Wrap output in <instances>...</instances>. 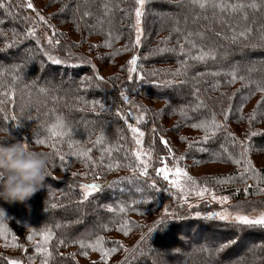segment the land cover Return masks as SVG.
Wrapping results in <instances>:
<instances>
[{
    "label": "trees",
    "instance_id": "16d2710c",
    "mask_svg": "<svg viewBox=\"0 0 264 264\" xmlns=\"http://www.w3.org/2000/svg\"><path fill=\"white\" fill-rule=\"evenodd\" d=\"M60 1L64 3L63 1L65 0ZM118 1L71 0L68 3L70 16H73L76 22L78 20L84 23L83 18H85L88 23L84 24L90 26V31L93 34L103 37L105 46L106 42L111 43V47L106 46V49L110 50L113 58L120 60L125 58L126 61H129L136 50H138V46L133 47L136 37L134 27L136 22L135 9L138 5L136 0H125L126 4L124 5L119 4ZM3 2L7 4L6 6H10L9 2V4L5 0ZM227 2H241L246 7L236 13H220L218 9L211 7L201 9L197 5L192 4L191 0H148L149 4L143 11L141 19L144 33L138 52L145 55L146 59L145 61L142 58L138 59L137 62L140 69L139 73L135 72L134 76L139 81H150L153 79L155 82L149 86L150 93H153L156 99L168 96L165 99L166 102H168V99L170 102L167 107L168 110L174 112L183 123L210 121L213 113H215L216 119L221 121L220 111L222 112V109L227 108L229 104L232 105V112H234L240 105L242 97L247 96L249 92H253L254 95L244 105L250 102L257 94L262 93L264 95V92L256 91L257 85L264 87V62H247L245 64L238 62V58L245 61L248 55L257 56L264 54V46L252 47V45H264V41L261 40V36L264 35V0H227ZM252 3L257 4L258 8L247 7V5ZM65 5L68 4L66 3ZM159 5H163L164 9H178L180 14L175 16L170 14L162 15L160 16L161 18L157 17L156 19L153 12L157 11ZM181 6H184V11ZM13 7L0 8V12L7 17L6 22H3V18L0 17V21H2L0 29L3 26V28H9L8 33L2 31L3 34H0V57L4 56L6 58L8 56L7 58H11L14 56L12 58H15V56L21 55L22 48L27 47L20 59H26L27 56L32 55L33 59L46 65L43 68L46 72L52 75L61 72L64 76H69L74 81L72 84L65 81L60 82L58 85L54 84V82L44 86L45 84L42 83L40 76H38V73L36 74L37 66H32L31 70L29 66L27 68L21 64L2 63L5 65L0 70V100H3L4 103L3 106L0 105V109H2L0 110V125L8 126L14 136L23 140L24 138H22L19 129H26L27 119H29L30 123L32 122V115L26 116L28 111H32L35 116L34 119L36 118V121H41L42 123L40 126L38 123L34 124L35 128L31 131L34 140L47 139L49 135L48 127L56 122L57 117H60L66 127L72 129L71 139L83 142L77 147L91 148L90 155L97 163L94 167H87V171H76L73 167H70L66 175L69 180L58 183L60 190L57 187L48 190L44 186L29 198L28 202L17 201L9 203L0 200V210L4 212L6 217L3 223L8 229L9 239L15 235L17 237L16 243L26 244V242L28 243L27 237L31 235L33 239L30 242L36 246L37 243L43 241L41 232L49 229L54 235L47 245L52 252L51 257L45 256L48 264H70L72 259L63 252L69 247H80L78 243L73 241L79 239L92 241L99 235L105 237V247H113L114 244H112L113 241L109 238V235L119 231L118 226L123 220L131 222L129 223L130 229L136 228L138 224L136 217L141 216V213L149 212L152 208L165 204V198L156 184L155 187L151 186L152 182L148 177L136 175L133 171V168L137 166V160L130 151L132 142L127 134V126L123 124L121 115H117L118 109L121 107L118 100L112 98V93L107 90L105 84H102L103 82L99 83L101 81L97 80L99 81L97 82L93 77L86 86H81L80 82L85 78L81 76V73L86 68H89L87 64H82L80 61L72 62L68 59H66L67 63H64V65L53 64L49 61L43 55V51L37 43L31 40L30 37L25 36L28 30L26 19L23 13L18 12ZM25 13L27 12L25 11ZM85 13H89V15H85ZM213 13L216 14L215 17ZM243 13H247L246 20L243 18ZM205 17L208 18L205 19ZM232 28H235L237 33L248 28L251 29V32L248 33L247 39L239 38L236 42H233L231 40L233 35ZM85 30L81 34L88 36L90 33L88 29ZM109 33H111L110 36ZM189 33H192V35L188 39L195 42L197 45L196 49H193L191 44L184 39ZM198 33L202 35H198ZM169 37L170 39H167L166 43H161V41ZM12 42L13 44H11ZM16 42L21 44L14 45ZM6 44L14 45V50L9 51V47H5ZM180 44L184 45L185 52L192 51L193 54H196L200 47L205 50H213L215 59H207L205 62L189 60L186 55L180 54ZM125 46L128 47V51H123ZM4 47L5 49H1ZM157 49H165V51L160 52ZM168 49H174V51H168ZM28 53L30 54L27 55ZM65 54L70 57L67 50ZM183 60H187L188 66L183 69L182 74H174L176 70H172L171 63L179 61L177 66L181 68L180 62ZM232 71H235L238 77L243 76L244 80L237 79L234 84L229 85L227 81L230 77L227 74ZM215 72L220 73V75H211V73ZM138 75H143L144 79L141 80ZM14 76L18 77V79H14ZM176 79L187 82L180 84L177 83ZM166 81H171L172 83L163 84ZM39 83L43 84L42 87L39 86ZM217 84L219 85L218 87ZM245 84L248 86L245 87ZM131 86V84L126 85V87ZM97 88L104 92L103 95L107 96V101L104 100ZM234 88L235 91L232 90ZM41 89L45 91L42 92ZM174 89L179 90L181 96H173L171 95L172 92L169 93L170 90ZM209 91L215 93L212 92L214 95L212 99ZM57 92H60L61 95L58 99H55ZM225 93L228 95L236 93V96L230 101L228 95H224ZM139 94L141 96L140 92ZM134 95H138V92L136 91ZM218 95L222 99L221 103H216L219 102L217 99L216 102L214 101ZM171 97L174 100L172 99L171 101ZM93 101L97 102L95 110L92 108ZM178 101L181 102L177 103ZM200 101H203V104H200ZM100 104H103L104 107L101 108ZM214 106L220 110V116L217 115ZM80 109L83 110L81 111ZM97 109H104V111L98 113L100 111ZM261 109L264 110V108ZM182 112L184 113L183 115H181ZM22 134H28V131ZM101 135L104 137L102 143L95 144L94 142ZM66 141L67 138L65 143L61 145V150L64 153H69L70 150ZM257 143L259 147L263 146L264 137L261 140H257ZM202 145L205 151H208L207 154H204L209 156L208 158H211L214 163L233 165L236 169L243 168L228 158L229 154L238 158L240 148L238 145L232 146L230 144V139L227 138V132L224 130L216 132L207 143ZM39 148L41 147L39 146ZM108 148L112 149L110 154L104 151ZM50 153L52 155L51 168H55L61 161L57 156L55 158L53 150ZM102 154L104 160L103 163H100ZM66 156L72 157V160L76 161V163H78L77 161L80 163V160L85 162L83 157H76L70 154ZM106 160H111V162H106ZM76 163L69 164L76 167ZM110 163L114 165L118 163L119 168L114 167L109 170L107 165ZM91 165L93 166V164L88 163L87 166ZM128 171L130 174L128 173L127 175L119 173ZM236 172L238 171L236 170ZM96 175L102 181L100 190L96 193L95 199L92 198L91 202L83 200L79 187L82 182L80 178H88V176L95 178L97 177ZM73 177H76V179ZM240 193H242L241 190ZM133 201L137 203L133 205ZM120 205L127 207L128 211L119 213L118 207ZM130 205L131 207H129ZM109 206L116 208L117 211H109ZM65 212L70 213L71 216L65 217V215H62ZM82 212L86 215L94 212L99 213V216L102 217L100 224L93 228H85L84 233L75 231L74 226L71 225L74 221L79 220V215ZM182 219L179 224L180 229L185 233L184 235H191L194 241L200 245L197 247L199 250L197 252L193 250L189 257V259L193 256L194 260L195 258L200 261L203 260L199 264L211 263L209 260L216 262L217 259L221 260L223 257H229L230 255L235 256L237 255L235 247L242 250L247 241L252 243L256 241L257 246L264 243V230L261 229H237L222 221L206 218L182 216ZM104 225H107V228H104ZM233 233H237L233 237L237 243L216 255L214 250L224 242L222 239L225 236L232 237ZM164 236L165 234L161 237H156L152 241L151 250L146 255L159 257L156 252L158 248L161 247L162 249V245L165 244L162 241ZM0 239H5V236L0 235ZM60 240L65 241L64 245L58 243ZM179 240L181 242V239ZM206 241L210 244H205ZM201 242L203 243L201 244ZM181 243L185 245L184 243L187 242L183 241ZM242 243H244L243 246H241ZM32 249L35 251L34 248ZM205 249L208 250L206 251ZM257 249L258 252L256 253L251 251L243 256H238L231 264H237L241 258H244V264H264V250L259 251L261 250L259 247ZM28 251V254H30V249ZM84 251L91 252V249ZM140 256V254L132 256V260L127 263L135 264V260L138 261ZM38 258L41 259L43 256H38ZM35 260L37 259L35 258ZM0 264H8V261L0 257ZM142 264L149 263L144 262Z\"/></svg>",
    "mask_w": 264,
    "mask_h": 264
},
{
    "label": "rangeland",
    "instance_id": "374dc122",
    "mask_svg": "<svg viewBox=\"0 0 264 264\" xmlns=\"http://www.w3.org/2000/svg\"><path fill=\"white\" fill-rule=\"evenodd\" d=\"M16 1V3H14ZM69 1L71 0H65L64 3H61L60 0H31L33 3L36 11H38L41 15H43L47 20L48 24L54 26L55 35H52L53 30L48 28L47 25L43 24V22L38 23V19L35 15V12L30 11L31 9H27L24 7L26 5L27 0H5L6 3H8L11 7L14 5V9H16L18 12L23 13L24 18L28 17L26 19V27L27 29L30 27L35 26L37 28L36 37H30L31 40H33L36 43V39L39 38L40 45H42L43 50L48 51L52 56L61 59L62 61H66V59L71 60L72 62L80 61V63H85L89 66V68L85 69L81 76L83 77H93L95 81L97 79L95 78V71L98 70V73L100 76L104 77V80L99 82L102 84H105L107 87V90L111 92L112 98H115L118 100L121 107H119V113H121L122 116H127V123L133 124L135 127H139L141 131L144 132V136L142 138L143 140V151L146 153H150L151 159L149 160V168H148V175L145 176L148 177L151 182L155 181L156 186H158L161 190L162 196L165 198V204H162L156 208H152L149 210V212L143 213V215L136 217L137 225L136 228L130 229L128 235H124L121 231L113 232L111 235H109V238L112 239V241H120L123 243V245L129 249L128 252H125L123 248H118V251L115 253H112L110 257L106 261L101 260V253L98 251L91 252L88 251V255L85 256L82 254V251L80 247L78 248H71L69 247L66 249L63 253H65L70 259H72V262L70 264H93V262H96V264H128L127 262H130L132 258L137 255H141L139 260H135V264H142L144 262L149 264H186V263H192V264H199L202 263L203 260H197L194 257L191 256L189 259L191 252L198 251L200 246L198 243H196L191 235H184V231L180 229L179 222L182 219V216H189L193 218H204L205 215L209 212H216L221 211L222 209H229L230 211H242L245 214H249L251 216H258L261 212H264V192L257 191L256 188V182L248 179L245 177V179H241L239 177V172L243 171V168H234L233 165L229 164H223V163H214L211 161V158H208L209 156L205 155L208 151H205L203 147L202 138L204 136V132L202 129L199 128H193L191 127L194 123H183L177 115H175L174 112H170L171 110H168L169 106V99L168 102H166L165 99L168 98V96H162L164 98L162 99H156L154 97V94L150 93L149 86L154 83L155 81L153 79L145 80V81H139L137 79L134 73H129L128 68L130 65L127 66L128 61L123 59H116L111 56L110 50L106 49L105 46V40L102 36H97L96 34H93V32L90 31V26L84 23H88L85 18L84 23H81L80 21L71 17L70 15V8H69ZM119 4L124 5L126 4V1H118ZM14 5L12 6V4ZM68 4L65 8L64 5ZM176 4H179L178 2H175ZM148 0H145V5L143 8V11L145 10L146 6L148 5ZM7 9L10 6H6ZM64 9L61 11V9ZM161 8V9H160ZM182 10L184 11V6L182 7ZM25 11L27 13H25ZM155 15V18H159L162 15H179L180 12L178 9H164V6L159 5L157 7V11L153 12ZM158 13V14H157ZM0 17L3 18V22H6L7 17L4 13L0 12ZM77 14V13H75ZM71 17V18H70ZM88 17V16H86ZM37 20H35V19ZM161 18V17H160ZM79 19V18H78ZM86 20V21H85ZM136 21V19H135ZM136 23V22H135ZM85 25V26H84ZM4 27V26H3ZM1 28L0 30L8 33L9 28ZM140 28L142 29L141 33V42H142V35L144 33L143 29V23L141 19ZM88 29L89 35L83 36L81 33L85 32ZM93 31V30H92ZM136 34V29H135ZM46 36H52L53 41L59 40V44L53 43L52 45H49L46 40ZM83 37V38H82ZM22 42V41H21ZM26 43V42H25ZM13 44V42L11 43ZM21 44L20 42H16L14 45ZM9 47L10 50H14L13 46ZM38 45L41 49V46ZM3 47V46H2ZM138 50L134 53V55H137L140 58H142L145 61V55L140 54ZM1 49H5L1 48ZM27 49V47L21 49V55L24 53V51ZM62 49V50H61ZM66 50L69 52L70 57H67L68 54L66 53ZM63 51V52H61ZM6 54V53H5ZM28 53L27 55H29ZM77 54V55H76ZM20 56H15V58H6L4 56L0 57V70L3 67L2 63H9V64H21L24 66H29L32 70V66H37L36 68V74L38 73V76H40V79L42 80V83H44L46 86L47 84L54 83L59 84L60 82H67L69 84L73 83V79L69 76H64L61 72H57L56 75H52L48 72H46L43 68H45L46 65L43 63H39L32 55L27 56L26 59H20ZM78 56V59H77ZM130 56V55H129ZM246 60H242L241 58H238V62L240 64H245L247 62H255V63H261L264 62V54L253 56L248 55L246 56ZM23 60V61H22ZM36 61V62H35ZM91 62L90 64L88 62ZM237 61V60H236ZM179 61H175L171 63L172 70L180 69L179 66H177ZM144 63V62H143ZM43 64V65H42ZM145 64V63H144ZM64 65V64H61ZM95 66V69H93L92 66ZM146 65V64H145ZM28 68V67H27ZM140 66H138L137 62V73H139ZM129 75L132 76V79L129 80ZM140 78V75H138ZM142 80V79H141ZM177 80V83L185 84L187 81H181ZM42 83H39V86L42 87ZM132 85L131 87H126V85ZM166 84V83H163ZM103 87V86H102ZM99 93L104 98L105 101H107V96H104L101 92L100 88ZM235 91V88L232 89ZM138 92V95H134L135 92ZM121 92H123L128 98V101H125L124 98L121 96ZM141 93V96L139 94ZM171 95L181 96V92L177 89L170 90L169 93ZM213 91H209V94L212 97L214 95L212 94ZM214 93V92H213ZM215 94V93H214ZM61 93L57 92L55 94V99H58L60 97ZM164 95V94H163ZM264 96L262 93L257 94L252 98L250 102L245 104L243 106V113L246 117L248 114H250L254 109L257 108V102L260 101L261 97ZM174 98L171 97V101ZM216 99L219 100V102H216ZM221 97L218 95L215 97L214 101L216 103H221ZM181 101H178L177 103H180ZM176 103V104H177ZM180 105V104H179ZM3 106V104H2ZM166 106V108H164ZM101 113L104 111V109H97ZM214 110L217 112V115H219V109L214 106ZM261 112H264L263 109H259L257 111V118L253 123L250 125L247 121V119H243L240 117L239 112L237 111V108L234 112H231L228 120L226 122L227 130L231 133H233L239 140H244L246 133L251 128L252 130H256L260 133H264V115H261ZM14 113V112H13ZM18 113V112H16ZM221 114V122H223V115ZM15 115V113H14ZM32 115L31 117V123L29 122V119H27L26 123V129H22L19 126H17L19 131L21 132L23 140L28 143V145L33 149H41L46 150L50 152L51 149L47 145H41L35 143L36 140H34V136L32 135L31 131L35 128L34 124H42L41 121H36V118L34 119V115L32 111H28L27 115ZM139 119V122H137V118ZM36 122V123H34ZM127 123L125 122V119H123V124L127 126ZM28 131V134H22ZM127 134L130 136L131 144H130V151L132 155L134 156V152L137 150L138 146L136 145L131 130L127 127ZM161 137L166 139L168 141V146L172 149L173 153L175 154V157L177 159H174L172 155L169 154L168 148L164 146V144L161 141ZM182 137H186L187 139H182ZM264 136L258 135L256 137L252 138V143L254 145L253 150L250 153V158L255 165V167L264 174V145L259 147L257 140L263 139ZM20 138V137H19ZM230 144L233 146V143ZM256 141V142H255ZM192 144L191 147H189V144ZM39 146L41 148H39ZM203 149V150H202ZM52 153V152H51ZM54 153V152H53ZM205 153V154H204ZM183 156L184 159L180 160L179 157ZM58 157V156H57ZM55 156V158H57ZM135 157V156H134ZM59 158V157H58ZM164 158L167 160L168 166L171 168L175 164H179L180 167L185 168L186 171L189 173L190 176H192L196 181L197 185L200 188L207 187L211 191H214L217 196H228L229 201L225 204L221 205L217 201H213L211 199L210 193L205 194L203 198L197 197L194 193L188 195V203H184L183 201V195L184 193H181L176 188L172 187L169 181H166L163 179V176L156 175V169L162 167L161 159ZM202 158V159H201ZM72 157L65 156V162H60L59 165L55 166V168H51L50 175L45 180V188L48 190L54 189L55 187L60 190L61 188L58 187L59 182L68 181L69 179L66 177L68 174V169L70 167H73L74 170L78 171H84L88 170V168L94 167L87 166L83 160L76 161L72 160ZM110 161L111 160H106ZM68 163V164H67ZM69 163H76L75 165L70 166ZM139 162L137 161V164ZM136 171L134 172L136 175H140V169L135 167ZM64 169V170H63ZM236 170L238 172H236ZM121 175H127L128 172H119ZM130 174V173H129ZM233 176L234 179L232 181L220 183L218 182L219 179H224L228 176ZM90 176V175H89ZM80 178L82 180L81 184H90V183H98L101 184V179H99L98 175L95 178ZM71 177V176H70ZM144 177V176H142ZM72 178V177H71ZM76 179V177H73ZM58 181V182H57ZM72 185L73 182H71ZM80 184V185H81ZM186 188H192L194 187L191 183V181H184ZM249 185H252V187L248 188V192L245 193L243 191L244 188L248 187ZM260 187H264V183L260 185ZM81 189V188H80ZM239 189V191H237ZM41 190V189H40ZM57 190V189H55ZM240 190L242 193H240ZM83 193V190L81 189V194ZM97 193V192H96ZM96 193H94L92 196H90L87 200L91 202L92 198L95 199ZM171 197H173L171 199ZM86 200V201H87ZM88 201V202H89ZM28 202V200L24 201ZM191 205V207H190ZM239 206V207H236ZM74 209V208H73ZM165 209H167L168 213H171L172 215H166ZM71 210V208H70ZM196 212H200L202 215L200 217H197L195 215ZM62 215H65V217L71 216L70 213L65 212ZM160 219H163L165 223L163 225H160L155 231L149 233V228H151L155 221H158ZM102 220V217L99 216V213L94 212L89 215H86L84 212H82L79 215V220L74 221L71 226H74V230L79 233H84L85 228H93L96 225H99ZM212 220V219H210ZM214 220V219H213ZM219 221V220H218ZM171 226L172 229H171ZM162 237V241H164V245L157 249L158 258L153 257L151 255H146V253L151 250L152 241L156 237ZM3 236H7L8 239H0V257L8 258V259H16L21 261V264H43L44 260L46 259L45 254H40L35 251H33L32 248L35 249V246L33 243L28 240V243L26 244H20L22 247H13L12 246V238H10L9 233L6 232ZM141 236L144 237V240L142 243H139V247L136 248V245L138 242H140ZM229 237V236H228ZM225 236L222 240L225 241ZM3 238V237H2ZM178 238V239H177ZM181 239V242L186 241L187 243H184L183 245L181 242H179ZM205 241V240H204ZM203 241V242H204ZM264 241V240H263ZM201 242V244L203 243ZM5 243H7L9 246L5 247ZM263 243V242H262ZM112 244H114L112 242ZM205 244H210L206 241ZM244 243L241 244L243 246ZM264 244V243H263ZM257 246V242L254 243L247 241L246 245L242 247V250L238 247H235L236 254L235 256L230 255L229 257H223L221 260L217 259L216 262L213 260H209L211 263L207 262V264H231L232 262L237 259L238 256H243L245 253H249L253 251L254 253L258 252L257 248L254 247ZM113 247H118L116 244H114ZM196 248V249H195ZM262 251L264 250V247H259ZM28 249H30V254H28ZM71 254H75V257ZM194 254V253H192ZM38 256H43V258L39 259ZM133 256V257H132ZM162 257V258H161ZM35 258L37 260H35ZM8 259H6L8 261ZM39 259V260H38Z\"/></svg>",
    "mask_w": 264,
    "mask_h": 264
},
{
    "label": "snow or ice",
    "instance_id": "6c2138e0",
    "mask_svg": "<svg viewBox=\"0 0 264 264\" xmlns=\"http://www.w3.org/2000/svg\"><path fill=\"white\" fill-rule=\"evenodd\" d=\"M191 3L194 5H197L199 8L201 9H207L209 7L213 8V9H218L220 13H236L238 11H242L246 5L244 3L241 2H237V3H230L227 2V0H191ZM136 4L138 5V7H136L135 9V17H136V23L134 25L135 29H136V37H135V41L133 44V47L135 46H139L140 42H141V33H142V29L140 28V24H141V17L143 16V8L145 5V0H136ZM5 7V3L3 2V0H0V8ZM24 7H26L27 9H31L33 12H35V15L38 19V21L43 22V24L47 25L48 28L52 29V35L54 36L55 30H54V26L48 24V20L41 15L38 11H36L33 3L31 2V0H27L26 5H24ZM64 7L66 8L67 5H64ZM247 7H251L253 9L258 8V5L255 3H252L250 5H247ZM64 9L62 8L61 11H63ZM85 15H89V13H85ZM215 13H213V16L215 17ZM208 17H205V19H207ZM243 18L246 20L247 19V13H243ZM25 19H28V17H25ZM0 23H2V21H0ZM231 31L233 32V35L231 36V40L233 42H236L239 38H244L247 39L248 33L251 32V29H245L242 30L240 32H236L235 28H232ZM36 32H37V28L35 26L28 28V30L25 33L26 37H36ZM0 34L2 33V30H0ZM219 35V33H217ZM111 35V33H109V36ZM192 33H189L188 36H185V41L189 44H191L193 49L197 48V45L195 44L194 41L189 40L188 37L191 36ZM198 35H202L199 34ZM15 36V33H14ZM227 39V37H225ZM118 39V37H117ZM166 38L164 41H161V43H166L167 42ZM46 40L47 43L49 45H52L53 43L55 44H59V40H56L55 42L53 41L52 36H46ZM261 40L264 41V35L261 36ZM36 43L37 45H40V40L39 38L36 39ZM41 46V50L43 51V55L46 56L48 58L49 61H51L53 64H64L67 63L66 61H62L59 58H56L54 56H52L48 51L43 50L42 45ZM106 46L111 47V43L110 42H106ZM258 46H264V45H252L253 48L258 47ZM7 47H11V44H6L5 46ZM128 47L125 46V48L123 49V51H128ZM179 50H180V54L182 55H186L188 57L189 60H193V61H199V62H205L207 59H215V52L213 50H205L203 47H200L196 54H193L192 51H187L185 52V47L183 44L179 45ZM157 51L163 52L165 51V49H157ZM168 51H174V49H168ZM139 57L137 55H133L132 58L128 61V64L130 65V67L128 68V72L134 73L137 70V61H138ZM89 64L91 63L90 61L88 62ZM181 63V68L176 70V73L174 74H182L183 69H185L188 65H187V60H183L180 62ZM18 67V66H17ZM73 67H75V65H73ZM93 69H95V66H92ZM201 75H203V73H201ZM211 75L214 76H218L220 75V73L215 72V73H211ZM230 78L227 81L229 85L234 84L237 79L240 80H244L243 76L238 77L237 73L235 71H232L230 73L227 74ZM14 79H18V77L14 76ZM95 78L99 81H103L104 77L100 76L98 73V70L95 71ZM129 80L132 79V76L129 75L128 77ZM140 79H144L143 75L140 76ZM92 80V77H85L83 80H81V86L84 87L86 86V84L88 82H90ZM165 83H172L171 81H166ZM219 85L217 84V87ZM248 85L245 84V87H247ZM41 91H45L44 89H41ZM198 91V90H197ZM239 91V90H238ZM256 91H260V92H264V87H260L259 85H257ZM224 95H228V94H224ZM254 95L253 92H249V94L247 96L242 97L241 103L240 105L237 107V111L240 114V117L243 119H247L248 123L251 125L253 123V121L256 120L257 118V111L261 108H264V96L261 97L260 101L257 102V108L254 109L250 114H248L246 117L244 116L243 113V106L244 103L247 102L248 99L251 98V96ZM121 96L124 98L125 101H128L129 98L123 93L121 92ZM236 96V93H232L230 95H228L229 100L231 101L234 97ZM4 103L3 100H0V105H2ZM200 104H203V101H200ZM97 105V102L93 101L92 102V108L93 110H95ZM101 108L104 107L103 104L99 105ZM2 110V109H0ZM81 111L83 109H80ZM232 112V105L229 104L227 108L222 109V115H223V122L218 121L216 119V115L215 113H213L212 115V119L210 121H200L199 123H194L191 125V127L193 128H199L202 129L204 132V136L202 138L203 143H207L208 140L211 138V136H214L216 134V132L220 131V130H224L225 132H227L228 137L231 138V142L233 143V145H238L240 148V152H239V156L237 157H233L231 156V154H229V159L235 163L238 166H242L243 167V171L239 172V177L243 180L245 179V177H247L248 179H251L253 181L256 182V188L257 191L259 192H264V187H260V185L262 183H264V174H262L253 164L251 158H250V153L253 150V143H252V138L256 137L258 135H262L264 136V133H260L256 130H252L251 128L249 129V131L246 133L245 139L244 140H239L233 133L229 132L227 130V125L226 122L228 120V117L230 115V113ZM184 113L182 112L181 115H183ZM117 115H122L121 113H117ZM261 115H264V112H261ZM123 119H125V122L127 123V116H122ZM13 119H15V117H13ZM139 117L137 118V122H139ZM127 127L131 130L133 139L136 143V145L138 146L137 150L134 152V156L136 158V160L139 162L137 164V168L140 169V175L142 176H147L148 175V168H149V160L151 159V155L150 153H146L143 151V136H144V132L141 131V129L139 127H135L133 126V124L131 123H127ZM49 135L47 139H37L36 143L37 144H41V145H47L48 147H50L51 149H53V152L55 154V156L59 157V160L63 163L65 161V156L70 154L72 156H76V157H83L85 160V164L86 167L88 165V163H91L93 165H95L97 162L95 160H93L92 156L90 155L92 149L91 148H85V147H77V145L82 144V141H77V140H73L71 139V135H72V129L71 128H67L64 121L60 118L57 117L56 122L52 123L50 125V127H48L47 129ZM67 138V147L70 150L69 153H64L61 150V145L63 143H65V140ZM104 137L103 135H101L100 137H98V139L94 142L95 144H101L103 141ZM182 139H187L186 137H182ZM161 141L164 144V146L166 148H168V152L170 155L173 156L174 159H177L175 157V154L173 153L172 149L168 146V141L166 139H164L163 137H161ZM28 144V143H27ZM192 144H189V147H191ZM203 150V149H202ZM104 151H107L109 154L111 153L112 149L108 148L105 149ZM178 159L182 160L184 159L183 156L179 157ZM104 160V156L103 154L100 157V163H103ZM161 164L162 167L157 168L156 169V175L158 176H163V179L166 181H169V183L171 184L172 187L176 188L178 191H180L181 193H184L183 195V201L184 203H188V195L194 193L197 197L203 198L205 196V194L210 193L211 195V199L213 201H217L218 203H220L221 205L225 204L226 202L229 201V197L228 196H217L216 193L214 191H211L210 189H208L207 187H203L200 188L197 185V181L189 175V173L186 171L185 168H182L179 166V164H175L173 167H169L167 160L162 158L161 159ZM119 168V164H108L107 168L109 170H112L113 168ZM133 171H136V168H133ZM234 179L233 176H228L224 179H219L218 178V182L220 183H224V182H228V181H232ZM184 181H191L192 185L194 187L192 188H186ZM152 187H155V181L152 182ZM82 190V196H83V200H87L90 196H92L94 193L98 192L101 188V185L98 183H90V184H81L79 186ZM252 187V185H249L248 187L244 188L243 191L245 193L248 192V188ZM239 191V189L237 190ZM137 203L136 201H133V205ZM53 207H55V205H53ZM131 207V205L129 206ZM191 207V205H190ZM239 207V206H236ZM109 211L112 212H116L117 209L116 208H112V207H108ZM135 210V209H133ZM128 211V208L125 207L124 205H120L118 207V212L119 213H126ZM165 213L166 215L171 216V213H168L167 209H165ZM141 215H143V213H141ZM195 215L197 217H200L202 214L200 212H196ZM5 215L4 212L2 210H0V235H4L8 229L6 227V225L3 223V220L5 219ZM206 219H214V220H219L224 222L227 225H230L233 228H237V229H261L264 230V212H261L258 216H251L249 214H245L242 211H230L229 209L225 208L222 209L221 211H216V212H209L205 215ZM129 223H131L128 220H123L120 225L118 226V230L123 232L124 235H128L130 228H129ZM165 223V221L163 219H160L158 221H155L153 226L151 228H149V233L155 231L160 225H163ZM140 226V225H137ZM104 228H107V225L103 226ZM41 235L43 236V241L41 243H37L35 246V251L37 253H44L47 257H51L52 256V252L49 250V248L47 247V245L49 244V241L53 238V233L51 232V230L49 229H45L44 231L41 232ZM237 235V233H233L232 237H228L225 239V241L223 243H221L215 250V254L218 255L219 253L229 249L232 245H235L237 243L236 239L233 238ZM5 239L7 240V237L5 236ZM28 240H32L33 236L29 235L27 237ZM144 240V237L141 236L140 238V242L137 243L136 248L139 247V243H142ZM17 241V237L15 235L12 236V246L13 247H22V245L16 243ZM74 243H78L80 246L81 250H86V249H91L93 251H98L101 253V260L102 261H106L110 255L112 253H115L118 251V248H123L125 252H128L129 249L126 248L122 242L120 241H113L114 244H116L118 247H105V237L103 236H96L94 240L92 241H86L84 239H79V240H75L73 241ZM58 243L60 245H64L65 241L64 240H60L58 241ZM5 247H8L9 245L7 243H5L4 245ZM254 247H264V244H261L259 246H255ZM206 251L208 249H205ZM82 254L87 256L88 252L87 251H82ZM73 256V258L75 257V254H71ZM8 259V258H6ZM8 264H21V261L16 260V259H8ZM43 264H48V260L45 259ZM93 264H96V262H93ZM237 264H244V258H241L240 261L237 262Z\"/></svg>",
    "mask_w": 264,
    "mask_h": 264
},
{
    "label": "clouds",
    "instance_id": "9594fccd",
    "mask_svg": "<svg viewBox=\"0 0 264 264\" xmlns=\"http://www.w3.org/2000/svg\"><path fill=\"white\" fill-rule=\"evenodd\" d=\"M52 155L31 148L0 125V200L24 202L45 186L50 175Z\"/></svg>",
    "mask_w": 264,
    "mask_h": 264
},
{
    "label": "bare ground",
    "instance_id": "6f19581e",
    "mask_svg": "<svg viewBox=\"0 0 264 264\" xmlns=\"http://www.w3.org/2000/svg\"><path fill=\"white\" fill-rule=\"evenodd\" d=\"M50 69H52V68L50 67Z\"/></svg>",
    "mask_w": 264,
    "mask_h": 264
}]
</instances>
